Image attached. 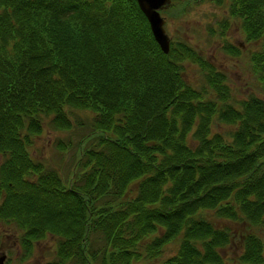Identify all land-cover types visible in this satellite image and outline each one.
Instances as JSON below:
<instances>
[{
	"label": "trees",
	"instance_id": "16d2710c",
	"mask_svg": "<svg viewBox=\"0 0 264 264\" xmlns=\"http://www.w3.org/2000/svg\"><path fill=\"white\" fill-rule=\"evenodd\" d=\"M202 2L264 90V0H171L167 19ZM45 126L67 171L27 149ZM0 156V223L53 236L51 264H136L176 239L161 264H228L235 239L228 261L264 264V97L235 101L181 35L164 54L136 0H0Z\"/></svg>",
	"mask_w": 264,
	"mask_h": 264
},
{
	"label": "rangeland",
	"instance_id": "374dc122",
	"mask_svg": "<svg viewBox=\"0 0 264 264\" xmlns=\"http://www.w3.org/2000/svg\"><path fill=\"white\" fill-rule=\"evenodd\" d=\"M173 1L175 2V0ZM223 8L224 7H217L209 2L197 3L191 7V11L188 12L186 17H179L180 13L177 14L178 16L174 15L175 18H179L177 21H170L167 19L169 18L167 9L162 15L165 19V31L171 39L173 37L176 38V36L180 37V35L184 37L217 71L223 72L226 75L227 84L232 98L235 101L244 100L253 95L264 97V90L250 71L248 64L249 54L252 48L243 42L237 26L235 24H230L223 37L220 35L210 36L209 31L212 28H215L216 31L221 29L218 24L225 19L223 17L226 11ZM178 30H180L181 33H178ZM225 41L238 47L239 53L237 55L228 53L224 49ZM186 74L187 77L190 78H199L198 69L194 67V65L188 67ZM78 114L82 115V112H78L77 115ZM44 128L43 132L39 134V136L32 138L33 142L28 145L27 149L30 155L34 159H41L47 163L61 165L55 167H57L58 170L63 169V172L64 170L67 171L70 162V153L68 152L65 155H61L57 152L54 145L56 138L62 137L64 133L51 131L46 126ZM229 129L231 128L225 125L220 127L222 133L227 132ZM205 216L217 225L223 224L220 221H216L208 213H206ZM232 228L235 230L236 226H232ZM4 229L5 232L3 229H0V239L3 240V245L0 249L4 250V253H6L5 249L10 250L11 244H13V238L19 239L21 232L14 227V225L9 228L4 227ZM98 243L94 244L95 249L101 247L100 243ZM55 244V239L50 234H47L43 239L37 240L35 243L37 251L34 254L35 256L33 255V261H30L29 264H48L49 261L52 263L55 257ZM178 244L179 241L176 239L165 245L158 255L153 256V259L150 257L142 258L136 264H144L146 262L161 264L166 258L176 252ZM238 245L239 243L235 239L232 246H228L225 250H222L221 253L228 264H232L231 260H228L235 257L238 252ZM14 246L18 249L16 243ZM68 264L74 263L68 262ZM95 264H99V262L97 261Z\"/></svg>",
	"mask_w": 264,
	"mask_h": 264
},
{
	"label": "water",
	"instance_id": "95a60500",
	"mask_svg": "<svg viewBox=\"0 0 264 264\" xmlns=\"http://www.w3.org/2000/svg\"><path fill=\"white\" fill-rule=\"evenodd\" d=\"M136 3L147 20L155 42L160 50L164 54H167L169 51L170 37L165 31V19L160 15V11L168 8L171 0H136ZM261 203L264 207V200Z\"/></svg>",
	"mask_w": 264,
	"mask_h": 264
},
{
	"label": "flooded vegetation",
	"instance_id": "af4514ba",
	"mask_svg": "<svg viewBox=\"0 0 264 264\" xmlns=\"http://www.w3.org/2000/svg\"><path fill=\"white\" fill-rule=\"evenodd\" d=\"M167 9H169V7L161 10L160 15L162 16L163 13H165V10ZM13 225L18 230H20L17 227V225L14 223H11V224L0 223V229H3V231L5 232L4 227L9 228V227H12ZM36 242L37 241H32L29 246L28 245L29 241L20 240L18 238H13V244H11L10 250L5 249L6 253H4V250L0 249V264H29L30 261H33L32 260L33 255L37 251L36 245H35ZM15 243L18 249H16V246H14ZM2 245H3V240L0 239V247H2ZM44 264H47V263H44ZM48 264H51V261H49Z\"/></svg>",
	"mask_w": 264,
	"mask_h": 264
}]
</instances>
